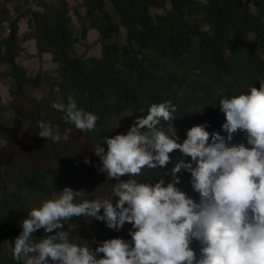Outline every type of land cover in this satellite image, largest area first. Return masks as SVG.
I'll use <instances>...</instances> for the list:
<instances>
[{
    "label": "trees",
    "instance_id": "obj_1",
    "mask_svg": "<svg viewBox=\"0 0 264 264\" xmlns=\"http://www.w3.org/2000/svg\"><path fill=\"white\" fill-rule=\"evenodd\" d=\"M20 18L27 21L22 36L17 34ZM89 29L98 33L99 56L73 50L76 43L85 51L90 48L85 41ZM27 39L35 40L37 56L50 54L55 70L32 73L16 62L21 42ZM1 65L9 78L10 101L8 106L0 104V116L7 113L0 120V236L9 243L10 264H17L13 243L32 207L65 187L112 195L111 184L116 181L98 171L100 160L92 151L100 142L106 149L103 137L121 131L125 113L129 130L152 104L171 101L177 108L174 127L180 142L195 125L227 137L220 99L247 93L251 86L259 88L264 79V0H82L74 6L65 0H0ZM41 82L48 90L40 98L24 93L26 86ZM54 88L63 104L71 96L79 108L96 114V129L81 132L65 123L64 113L52 107ZM38 121L59 126L61 134L71 129L69 139L40 138ZM169 124L161 121L160 127L172 135ZM241 143L249 146L246 134L238 130L229 144ZM170 156L174 163L184 158L178 151ZM86 157L90 164L84 163ZM172 167L170 163L167 168H145L133 178L155 183L160 178L155 171L162 175ZM177 175L178 187L198 201L190 173L182 170ZM72 219L76 227L66 223L64 230H73V242L86 241L95 249L112 239L105 222L83 216ZM44 235L41 229L34 238ZM192 247L199 254L198 242Z\"/></svg>",
    "mask_w": 264,
    "mask_h": 264
},
{
    "label": "clouds",
    "instance_id": "obj_2",
    "mask_svg": "<svg viewBox=\"0 0 264 264\" xmlns=\"http://www.w3.org/2000/svg\"><path fill=\"white\" fill-rule=\"evenodd\" d=\"M259 84L247 93L220 99L227 137L195 125L180 142L174 127L177 108L171 101L152 104L126 134L104 136L106 149L100 142L92 152L100 160L98 171L116 181L111 184L112 195L65 187L32 207L14 240V260L17 264H264V79ZM52 107L81 132L96 129L99 117L79 108L71 96L67 104L54 102ZM161 121L170 122L172 135L161 129ZM37 124L44 140L69 139L71 129L61 134L59 126ZM238 130L246 134L249 146H230ZM175 151L190 160L174 163L170 154ZM84 163L91 161L86 157ZM170 163L173 167L162 175L155 171L160 177L155 183L133 178L145 168L157 170ZM182 170L190 173L198 201L178 187L177 174ZM167 176L172 179L166 183ZM88 196L92 198H84ZM81 216L117 231L130 224L131 239L104 240L95 249L86 241L77 244L64 225ZM41 229L45 235L35 239ZM194 241L199 254L192 247Z\"/></svg>",
    "mask_w": 264,
    "mask_h": 264
},
{
    "label": "crops",
    "instance_id": "obj_3",
    "mask_svg": "<svg viewBox=\"0 0 264 264\" xmlns=\"http://www.w3.org/2000/svg\"><path fill=\"white\" fill-rule=\"evenodd\" d=\"M68 5L74 6L79 4L82 0H65ZM31 7L36 8L30 2ZM162 10V9H161ZM80 12H83V9H79ZM154 12L160 13L159 9H155ZM163 12V10H162ZM74 25L77 27L79 24L75 17L72 18ZM18 36H22L23 33L27 30V21L26 18H20L18 20ZM98 33L95 29H89L86 33L85 41L88 44H91L90 48L87 51L84 50V47L81 43L74 44V49L77 54H82L86 52V55L99 56L101 53L100 45L95 42L97 39ZM22 50L19 55L15 58L16 62L25 66L30 72H36L37 70L42 71H53L57 68V64L51 60V56L48 52H42L37 56V49L34 39H27L21 42ZM5 65L0 66V104L4 106H8L10 97L8 95V85L9 78L4 74ZM48 90V85L45 82L39 83L36 87L26 86L24 88V93L30 97H34L36 99L43 96ZM54 94L56 98V102L62 103L59 90L54 88Z\"/></svg>",
    "mask_w": 264,
    "mask_h": 264
},
{
    "label": "rangeland",
    "instance_id": "obj_4",
    "mask_svg": "<svg viewBox=\"0 0 264 264\" xmlns=\"http://www.w3.org/2000/svg\"><path fill=\"white\" fill-rule=\"evenodd\" d=\"M159 11L162 12L161 9H159ZM122 35V34H121ZM7 117V113H3L0 116V120L4 121V118ZM129 117L128 113H125L124 115H122V126H121V131L118 134H126L128 131V126H127V119ZM0 144H2L0 142ZM122 180L125 179V177H121ZM166 183L169 182V179H165ZM10 189H12V187L10 186ZM56 195V193L53 195V197ZM76 223L75 221L71 218L68 223L67 226L69 228H73L76 227L75 226ZM131 229V225L130 224H125L124 227L122 229H120L119 231L114 230V229H110V237L111 238H123L125 240H130L131 237L128 235L129 230ZM77 234H80V230L77 229L76 231ZM70 234L73 236V230L70 232ZM74 240V239H73ZM75 241V240H74ZM10 246L9 243L7 241L6 238L0 236V264H10V261L12 260L11 255H10Z\"/></svg>",
    "mask_w": 264,
    "mask_h": 264
}]
</instances>
